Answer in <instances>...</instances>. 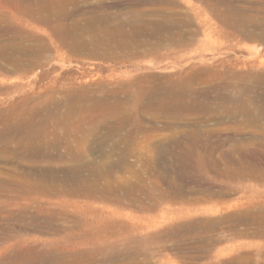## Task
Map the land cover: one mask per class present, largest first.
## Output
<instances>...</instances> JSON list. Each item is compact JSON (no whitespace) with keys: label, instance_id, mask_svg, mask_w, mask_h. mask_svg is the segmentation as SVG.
<instances>
[{"label":"rangeland","instance_id":"1","mask_svg":"<svg viewBox=\"0 0 264 264\" xmlns=\"http://www.w3.org/2000/svg\"><path fill=\"white\" fill-rule=\"evenodd\" d=\"M128 1L114 22L172 17L191 44L30 69L38 15L0 0V264H264V0Z\"/></svg>","mask_w":264,"mask_h":264},{"label":"bare ground","instance_id":"2","mask_svg":"<svg viewBox=\"0 0 264 264\" xmlns=\"http://www.w3.org/2000/svg\"><path fill=\"white\" fill-rule=\"evenodd\" d=\"M22 6L30 10L35 17V22L41 26H34L37 32L41 34V38H37L42 42L30 50L34 56L30 62V69L40 67L42 60H48L47 52H56L60 57H64L67 51L77 55H89L93 58L114 62L117 60L125 49L135 45L145 48L146 55H152L160 47L166 45V42H172L180 46H188L191 44L195 31L187 27V23L174 19L172 17H164L163 19L153 18V14H148L142 10L132 11L129 21L116 23L113 21L114 14L111 13L112 8L116 7L121 0H114L111 3H105L104 0L96 4H91L88 0H21ZM33 1L32 4H28ZM98 1V0H97ZM110 1V0H109ZM175 1V0H174ZM177 1V0H176ZM206 1V0H205ZM126 2V1H125ZM129 4L137 5H157L159 0H129ZM184 3V2H183ZM182 4V3H181ZM149 7V6H148ZM160 7V6H159ZM158 7V8H159ZM177 7V6H176ZM131 8V7H130ZM257 8V7H256ZM116 9V8H115ZM128 9V8H127ZM137 9V8H136ZM164 10V8H163ZM124 11V10H123ZM128 11V10H127ZM146 11V10H145ZM149 11V10H148ZM243 11V10H242ZM27 12V11H26ZM257 12V11H256ZM178 13V12H177ZM161 14V13H160ZM173 14V13H172ZM113 15V16H112ZM159 15V14H158ZM160 16V15H159ZM162 18V17H160ZM24 19V18H23ZM30 20V19H29ZM235 21V20H234ZM252 21V20H251ZM233 22V21H231ZM36 24V25H37ZM190 24V22H189ZM192 24V23H191ZM27 25V24H26ZM251 27V25H250ZM185 28H189L185 31ZM226 29V28H224ZM233 34L241 35V31L237 27H230ZM34 31V30H33ZM228 32V31H227ZM31 33V32H30ZM189 36V37H188ZM226 37V35H225ZM19 39V38H18ZM25 39V38H24ZM20 40V39H19ZM32 40V39H30ZM261 41V40H260ZM11 43V42H10ZM31 44V42L28 41ZM29 44V47H30ZM21 45V44H20ZM33 46V45H32ZM131 48V47H130ZM165 48V47H164ZM134 49V48H133ZM3 50V49H2ZM28 50V49H27ZM29 51V50H28ZM173 51V50H172ZM195 52V51H194ZM20 53V52H19ZM22 54V53H21ZM123 54V53H122ZM2 55V59L12 62L16 66L15 72L20 70L26 71L22 63L24 60L19 56ZM70 55V54H69ZM50 57V56H49ZM72 57V56H71ZM60 60V59H59ZM29 61V60H28ZM4 63V62H3ZM21 63V64H20ZM103 63V62H102ZM119 63V62H117ZM5 65V64H4ZM7 65V63H6ZM10 66V65H9ZM25 66V65H24ZM97 66V65H96ZM0 67H2L0 62ZM6 67V66H4ZM93 67V66H92ZM11 68V67H9ZM3 69V68H2ZM12 69V68H11ZM94 70H101V67H93ZM238 70V69H237ZM187 72V71H186ZM259 72V71H258ZM111 73V72H110ZM237 73V72H236ZM86 75V74H85ZM88 75V74H87ZM118 75V74H117ZM102 78V77H101ZM107 78V77H106ZM206 79V78H205ZM233 80V79H232ZM199 82V81H198ZM196 86V85H195ZM181 89V88H180ZM244 90V89H243ZM2 91V90H1ZM197 91V90H196ZM246 90L244 91L245 94ZM98 94V93H97ZM243 94V93H242ZM246 95V94H245ZM245 99L249 100L246 95ZM111 97V96H110ZM120 97V96H119ZM113 97H111L112 100ZM186 93L172 89H165L158 95H153L151 100L162 103V107H168L171 104L177 105L184 102ZM209 99V98H208ZM106 100V99H105ZM115 100V99H114ZM232 100V99H231ZM101 101V99H100ZM107 101V100H106ZM110 101V100H109ZM206 101V100H205ZM112 102V101H111ZM189 102V101H188ZM187 102V103H188ZM193 102V101H192ZM245 102V101H244ZM149 104V103H148ZM243 104V103H242ZM105 105V104H104ZM158 106V105H157ZM180 106V105H179ZM185 106V104H184ZM186 107V106H185ZM202 107V106H201ZM205 107V106H204ZM243 107V106H242ZM171 108V107H170ZM187 109V108H186ZM200 109V108H199ZM259 109V108H258ZM49 110V109H48ZM161 110V109H160ZM177 110V109H176ZM188 110V109H187ZM47 111V110H45ZM154 111V110H153ZM156 111V110H155ZM164 111V110H163ZM162 111V112H163ZM237 111V110H236ZM255 111V110H254ZM95 112V111H94ZM151 112V111H150ZM160 112V111H159ZM172 112V111H171ZM248 112V111H247ZM170 113V112H169ZM174 113V111H173ZM192 113V112H191ZM68 114V113H67ZM160 115V113H159ZM210 115V114H209ZM75 117V115H73ZM233 116V115H232ZM179 117V116H177ZM45 119V118H44ZM246 119V118H245ZM252 119V118H251ZM37 120V119H35ZM52 120V119H51ZM254 120V119H252ZM67 121V120H66ZM176 121V120H175ZM65 122V119H64ZM38 123V122H37ZM244 123V122H243ZM67 124V123H66ZM256 124V123H255ZM56 126V125H55ZM243 126V125H242ZM251 126V125H250ZM52 127V126H51ZM253 127V126H252ZM103 129V128H102ZM197 129V128H196ZM259 129V128H258ZM99 130V129H98ZM195 130V129H194ZM254 130V129H252ZM56 131V130H55ZM54 131V132H55ZM24 133V131H22ZM67 132V131H66ZM196 132V131H195ZM194 132V133H195ZM200 132V130H199ZM209 132V131H208ZM19 134V132H18ZM26 134V133H25ZM199 134V133H198ZM49 135V134H48ZM205 135V134H204ZM213 135V134H212ZM77 136V135H76ZM97 136V135H96ZM196 136V135H195ZM72 137V136H71ZM101 137V136H100ZM188 137V136H187ZM198 137V136H197ZM75 138V137H74ZM200 138V137H199ZM208 138V137H207ZM209 139V138H208ZM55 140V139H54ZM36 141V140H35ZM65 141V140H64ZM207 141V140H206ZM58 142V141H57ZM68 142V141H67ZM193 143V142H192ZM206 143V142H205ZM44 145V144H43ZM53 145V144H52ZM23 146V145H22ZM48 146V145H47ZM46 146V147H47ZM212 146V145H211ZM215 146V145H214ZM259 146V145H258ZM24 147V146H23ZM210 148V147H209ZM8 149V148H7ZM70 149V148H69ZM195 149V148H194ZM262 150V149H261ZM67 151V150H66ZM213 151V150H212ZM240 151V150H239ZM47 153V151H46ZM45 153V154H46ZM65 153V152H64ZM214 153V152H213ZM227 153V152H226ZM215 155V154H214ZM228 155V154H227ZM22 156V155H21ZM40 156V155H39ZM48 156V155H47ZM73 156V155H72ZM210 156V155H209ZM215 157V156H214ZM61 158V157H60ZM70 158V157H69ZM234 159V158H233ZM232 160V159H231ZM235 160V159H234ZM72 161V160H71ZM170 162V161H169ZM203 162V161H202ZM231 162V161H230ZM74 163V161H73ZM216 163V162H215ZM238 164V163H236ZM169 165V164H168ZM247 165V164H246ZM255 166V165H254ZM80 168V167H79ZM85 168V167H84ZM107 168V167H106ZM211 168H213L211 166ZM82 170V169H81ZM109 170V169H108ZM111 170V169H110ZM248 170V169H247ZM256 170V169H255ZM62 171V170H61ZM64 171V170H63ZM67 171V170H66ZM69 171V170H68ZM67 171V172H68ZM246 171V170H245ZM243 170V172H245ZM27 172V171H26ZM25 172V173H26ZM37 172V171H36ZM35 172V173H36ZM41 172V171H40ZM53 172V171H52ZM66 172V173H67ZM73 172V171H72ZM77 172V171H76ZM108 172V171H107ZM255 172V171H254ZM69 173V172H68ZM223 173V172H222ZM241 173V172H240ZM57 174V173H56ZM74 174V173H73ZM78 174V173H76ZM220 174V173H219ZM239 174V173H238ZM252 174V173H251ZM18 175V174H16ZM20 175V174H19ZM22 175V173H21ZM30 175V174H29ZM50 175V174H49ZM261 175V174H260ZM259 175V176H260ZM73 176V175H72ZM255 176V175H253ZM38 177V176H37ZM46 177V176H45ZM55 177V176H54ZM60 177V176H59ZM67 177V176H66ZM25 178V177H24ZM83 178V177H82ZM17 179V178H16ZM41 179V178H40ZM43 179V178H42ZM52 179V178H51ZM76 179V177H75ZM79 179V178H78ZM29 180V179H28ZM54 180V179H53ZM61 180V179H60ZM64 180V179H63ZM68 180V179H67ZM71 180V179H70ZM30 181V180H29ZM42 181V180H41ZM49 181V180H48ZM172 181V180H171ZM51 182V181H50ZM62 182V180H61ZM73 182V181H72ZM2 183V182H1ZM16 183V182H15ZM19 183V182H18ZM34 183V181H33ZM38 183V182H37ZM40 183V182H39ZM49 183V182H48ZM79 183V182H78ZM53 184V183H52ZM73 184V183H72ZM32 185V184H31ZM40 185V184H39ZM47 185V183H46ZM45 185V186H46ZM55 185V183H54ZM83 185V184H82ZM91 185V184H90ZM23 186V185H22ZM59 186V185H58ZM57 186V187H58ZM67 186V185H66ZM77 186V185H76ZM19 187V186H18ZM38 187V186H37ZM68 187V186H67ZM39 188V187H38ZM69 188V187H68ZM92 188V187H90ZM89 188V189H90ZM42 189V188H41ZM52 189V188H51ZM57 189V188H56ZM50 190V189H49ZM60 190V189H59ZM78 190V189H77ZM92 190V189H91ZM260 190V189H259ZM33 191V190H32ZM40 191V190H39ZM84 191V190H83ZM87 191V190H86ZM95 191V190H94ZM9 192V191H8ZM21 192V191H20ZM66 192V191H65ZM99 192V191H98ZM19 193V192H18ZM46 193V192H45ZM83 193V192H82ZM88 193V192H87ZM96 193V192H95ZM39 194V193H37ZM48 194V193H47ZM51 194V193H50ZM98 194V193H97ZM118 194V193H117ZM255 194V193H253ZM77 195V194H76ZM104 196V195H103ZM63 197V196H62ZM69 197V196H68ZM105 197V196H104ZM71 198V197H70ZM97 198V197H96ZM103 198V197H102ZM101 198V199H102ZM120 199L119 197H117ZM99 199V198H98ZM117 200V199H116ZM136 200V199H135ZM258 202V201H257ZM110 203V202H109ZM124 204V203H123ZM252 204V203H251ZM129 205V204H128ZM258 205V204H257ZM122 207V206H121ZM134 207V206H133ZM254 208V207H253ZM144 209V208H143ZM151 209V208H150ZM241 215V214H240ZM26 218V217H25ZM152 218V217H151ZM23 219V218H22ZM56 219V218H55ZM260 219V218H258ZM242 220V219H241ZM262 220V219H261ZM22 221V220H20ZM30 221V220H29ZM35 221V220H34ZM57 221V220H56ZM245 221V220H244ZM27 222V221H26ZM48 222V221H47ZM43 223V222H42ZM246 223V222H245ZM36 224V223H35ZM39 224V223H38ZM45 224V223H44ZM25 225V224H23ZM40 225V224H39ZM73 225V224H72ZM233 225V224H232ZM231 225V226H232ZM238 225V224H237ZM237 225H234L237 226ZM251 225V223H250ZM44 226V225H43ZM240 226V225H239ZM19 227V226H18ZM26 227V226H25ZM30 227V226H29ZM33 227V226H32ZM42 227V226H41ZM56 227V226H55ZM74 227V226H73ZM230 227V226H229ZM233 227V228H234ZM236 228V227H235ZM251 228V227H250ZM21 229V228H20ZM33 229V228H32ZM40 229V228H39ZM42 229V228H41ZM40 229V230H41ZM69 229V228H68ZM77 229V228H76ZM258 229V228H257ZM10 230V229H9ZM57 231V230H56ZM62 231V230H61ZM75 231V229H74ZM79 231V230H77ZM234 232V231H233ZM259 232V231H258ZM29 233V232H28ZM43 233L44 230H43ZM47 233V232H46ZM50 233V232H49ZM30 234V233H29ZM32 234V233H31ZM30 234V235H31ZM68 234V233H67ZM1 235V234H0ZM54 235V234H53ZM24 236V235H23ZM244 236V235H243ZM36 237V236H35ZM56 238V237H55ZM54 238V239H55ZM186 238V237H185ZM36 239V238H35ZM45 239V238H44ZM60 239V238H59ZM37 240V239H36ZM63 240V239H62ZM61 240V241H62ZM47 241V240H46ZM50 241V240H49ZM42 243V242H41ZM46 243V242H45ZM51 243V241H50ZM209 244V243H208ZM57 246V245H56ZM45 250V249H44ZM54 250V249H53ZM52 250V251H53ZM56 250V249H55ZM37 253V252H36ZM49 253V252H48ZM57 253V252H56ZM104 253V252H103ZM24 255V254H23ZM22 255V256H23ZM51 255V254H50ZM25 256V255H24ZM37 256V255H36ZM104 256V255H103ZM28 257V256H27ZM26 257V258H27ZM31 256H29L30 258ZM53 257V256H52ZM44 259V258H43ZM66 259V258H65ZM26 260V259H25ZM31 260V259H30ZM10 261V260H9ZM29 261V260H28ZM32 263V262H31ZM60 263V262H59ZM16 264V263H15ZM56 264V263H55Z\"/></svg>","mask_w":264,"mask_h":264}]
</instances>
